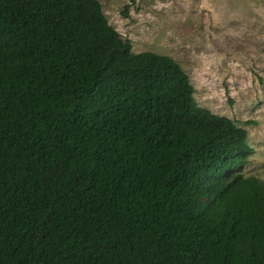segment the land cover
I'll return each mask as SVG.
<instances>
[{
    "label": "trees",
    "instance_id": "obj_1",
    "mask_svg": "<svg viewBox=\"0 0 264 264\" xmlns=\"http://www.w3.org/2000/svg\"><path fill=\"white\" fill-rule=\"evenodd\" d=\"M195 93L101 0H0V264H264L248 130Z\"/></svg>",
    "mask_w": 264,
    "mask_h": 264
},
{
    "label": "rangeland",
    "instance_id": "obj_2",
    "mask_svg": "<svg viewBox=\"0 0 264 264\" xmlns=\"http://www.w3.org/2000/svg\"><path fill=\"white\" fill-rule=\"evenodd\" d=\"M101 2L134 52L174 58L200 106L247 128L254 152L243 172L264 181V0Z\"/></svg>",
    "mask_w": 264,
    "mask_h": 264
}]
</instances>
